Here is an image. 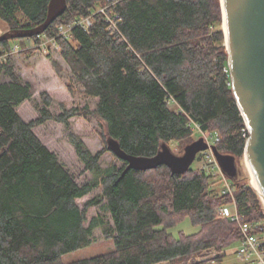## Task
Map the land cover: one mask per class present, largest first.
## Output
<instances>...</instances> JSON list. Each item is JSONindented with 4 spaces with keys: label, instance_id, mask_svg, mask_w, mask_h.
Masks as SVG:
<instances>
[{
    "label": "trees",
    "instance_id": "obj_1",
    "mask_svg": "<svg viewBox=\"0 0 264 264\" xmlns=\"http://www.w3.org/2000/svg\"><path fill=\"white\" fill-rule=\"evenodd\" d=\"M109 1L115 2L110 11L119 16L121 34L97 15L89 31L74 29L58 51L84 94L97 99L94 110L77 107L56 116L43 93L45 108L27 122L18 109L33 97L34 86L15 72L13 59L0 66V264H215L226 256L222 251L240 243L237 223L218 213L231 198L213 188L215 176L202 168L172 175L160 166L122 177L124 161L103 168L104 151L92 153L71 133L81 174L92 175L80 185L35 133L48 121L67 125L75 116H94L107 141L115 139L130 155L153 157L163 144L192 143L195 123L220 133L222 154L245 156L249 132L232 91L221 0H67L65 13L44 34ZM49 4L0 0V20L9 31H29L46 21ZM25 40L0 41V52ZM53 66L62 76L58 63ZM233 182L245 221L264 220L263 200L248 177L239 174ZM100 187L83 208L78 205ZM92 207L110 219L96 216L86 226ZM186 218L198 232L175 237L169 229ZM97 228L115 249L64 263V255L92 245ZM212 248L221 255L204 260Z\"/></svg>",
    "mask_w": 264,
    "mask_h": 264
},
{
    "label": "water",
    "instance_id": "obj_2",
    "mask_svg": "<svg viewBox=\"0 0 264 264\" xmlns=\"http://www.w3.org/2000/svg\"><path fill=\"white\" fill-rule=\"evenodd\" d=\"M232 91L249 131L245 158L253 179L259 184L256 191L264 202V0H221ZM67 9V0H50L48 17L38 27L24 32L7 31L0 41L31 38L44 33ZM109 149L127 164L129 170L150 171L167 166L172 175H184L197 155L210 149L201 137L187 145L184 154L175 155L167 144L153 157L134 156L125 152L118 141L108 139ZM222 172L232 181L238 176L236 157L222 154L211 146ZM218 258L221 254L205 257Z\"/></svg>",
    "mask_w": 264,
    "mask_h": 264
},
{
    "label": "rangeland",
    "instance_id": "obj_3",
    "mask_svg": "<svg viewBox=\"0 0 264 264\" xmlns=\"http://www.w3.org/2000/svg\"><path fill=\"white\" fill-rule=\"evenodd\" d=\"M9 30L8 25L5 29L0 28V35ZM223 30L225 31L224 23ZM15 42H17V40ZM13 43L14 40H12V44ZM25 43L27 45L30 44L28 40H25ZM53 62L58 63L60 66L63 73L62 76H59L56 72ZM12 66L15 72L19 74L25 82H30L34 86L33 97L22 104L18 109L23 119L27 122L36 120L40 116V110L45 108V103L41 96L43 93H47L51 98L52 104L48 109L56 116L77 107L83 108L87 106L90 110L96 108L97 99L84 94L83 89L75 82L70 67L62 59L59 53H56L51 57H48L41 52H36L30 56L20 54L13 59ZM34 131L41 141L52 152H55L61 161L76 175L80 185L87 180H91L92 175L90 173L84 175L81 174L84 170V165L80 161L76 150L69 139L71 133L82 139L92 153L95 154L99 151H104L101 158V166L103 168H108L112 165L122 167L124 164V162L110 149L109 151L105 150L106 147L109 148L107 137L104 136V128L94 116H75L69 120L67 125L56 121H48L44 125L36 127ZM218 135L221 139L220 133H218ZM193 137L195 139L194 141H196L201 136L195 134ZM212 141H215V139L213 138ZM189 144L184 145L174 141L167 145L175 155L181 156L184 154L185 147ZM205 162L206 160L203 153H199L192 168H202ZM237 167L239 172L238 175L240 174L243 177H248L250 184L253 186L254 183L255 186L256 183L251 175L245 156L242 159H237ZM213 180V182H215L213 183V188L216 190H222L221 177L215 176ZM254 186L253 188L255 189L256 186ZM101 191L102 188L100 187L88 196L78 199V205L83 208L90 199L100 194ZM96 216H103L105 220L110 219L109 214H106L101 208L92 207L87 213L88 221L86 226H88L92 218ZM169 230L175 237H178L181 231L185 234H194L198 232V227L192 224L190 218H186L178 222ZM93 233L94 241L91 246L64 255L62 261L64 263H70L82 258L99 256L115 249L114 242L105 239L99 228L95 229ZM234 248L235 246L226 249V251H222L226 256L222 258L223 260L221 262H216L215 264H243L237 258L235 251H233Z\"/></svg>",
    "mask_w": 264,
    "mask_h": 264
},
{
    "label": "built area",
    "instance_id": "obj_4",
    "mask_svg": "<svg viewBox=\"0 0 264 264\" xmlns=\"http://www.w3.org/2000/svg\"><path fill=\"white\" fill-rule=\"evenodd\" d=\"M115 2L109 1L102 7L93 11L87 16H80L69 25H62L57 27L55 31L48 34H39L32 39H28L30 44H14L10 49H5L0 52V66L6 64L10 59H14L24 51L35 50L41 52L46 56H52L60 50L61 41L72 40V32L76 28L89 31L94 24L97 15H102L104 20L109 25L110 31L119 33V16L112 14L111 8ZM193 136L199 134L204 141L210 146V149L203 152L206 162L202 169L213 176H220L222 182V193L231 198V204L219 209V216L221 218H228L232 222L237 223L241 234V240L234 250L237 258L243 264H264V220L261 221H245L244 217L239 213V209L235 199L234 182L230 180L221 170L216 157L211 149V146L220 142V137L217 133L205 132L198 124H192ZM248 129V128H247ZM249 132V131H248ZM200 137V138H201ZM215 141H212V139ZM205 257L221 254L215 248L206 250Z\"/></svg>",
    "mask_w": 264,
    "mask_h": 264
},
{
    "label": "crops",
    "instance_id": "obj_5",
    "mask_svg": "<svg viewBox=\"0 0 264 264\" xmlns=\"http://www.w3.org/2000/svg\"><path fill=\"white\" fill-rule=\"evenodd\" d=\"M6 26H7V24L4 21L0 20V28L5 29Z\"/></svg>",
    "mask_w": 264,
    "mask_h": 264
},
{
    "label": "bare ground",
    "instance_id": "obj_6",
    "mask_svg": "<svg viewBox=\"0 0 264 264\" xmlns=\"http://www.w3.org/2000/svg\"><path fill=\"white\" fill-rule=\"evenodd\" d=\"M224 29H225V25H224ZM27 39H32V37L31 38H27ZM203 153V152H202ZM255 180V183H256V188L258 189V190H260V187H259V184H258V182L256 181V179H254ZM254 184V183H253Z\"/></svg>",
    "mask_w": 264,
    "mask_h": 264
}]
</instances>
